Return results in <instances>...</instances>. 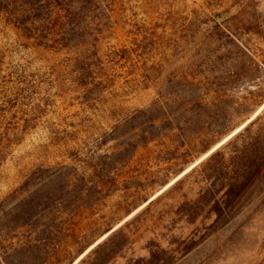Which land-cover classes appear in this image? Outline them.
<instances>
[{
    "label": "rangeland",
    "instance_id": "obj_1",
    "mask_svg": "<svg viewBox=\"0 0 264 264\" xmlns=\"http://www.w3.org/2000/svg\"><path fill=\"white\" fill-rule=\"evenodd\" d=\"M94 1L63 47L47 41L54 0H0V259L74 264L104 237L76 264H264V179L218 218L185 214L205 189L193 169L264 126L244 133L264 115V0ZM184 77L202 84L185 109L193 160L150 145L127 163L133 118L187 93Z\"/></svg>",
    "mask_w": 264,
    "mask_h": 264
},
{
    "label": "trees",
    "instance_id": "obj_2",
    "mask_svg": "<svg viewBox=\"0 0 264 264\" xmlns=\"http://www.w3.org/2000/svg\"><path fill=\"white\" fill-rule=\"evenodd\" d=\"M95 3H98V1L54 0V3L49 5V16L45 18L53 26L51 38L47 39V41L55 39V43L66 47L70 38L74 37L79 18ZM49 47L51 48L52 46ZM250 61L252 66L259 67L253 59L250 58ZM190 79L187 77L177 79V81L180 80L188 88L187 93L184 91L177 94H167L168 98L166 100H157L149 109H146L147 111H143L144 113H141V116L133 118L139 120L140 117H145V119L148 118L149 120L145 122L143 118L144 120H142L139 126L121 137L125 141L118 146L121 148L119 155L126 156V160L128 159L127 163L133 160L139 150H147L150 145L164 149V152L171 154L173 158L170 159L176 161V163L182 161L183 164H187L193 160L195 152H193L192 142L188 141L186 135L192 126L189 122L185 121L187 115L185 113H188L185 109L187 108L186 102H194V99L198 95L196 91L202 84L196 78ZM259 86H261L259 89L264 92V80H261ZM214 93L220 95L219 92ZM254 101L255 105L264 107V93L254 97ZM160 102L162 104L164 102L166 106L168 104L172 106H168L164 110V104L160 105ZM184 105L186 106L184 107ZM168 108L169 110H167ZM158 110L162 114L153 116L152 113ZM263 119V114L257 116L255 121L245 129L244 133L248 132L257 122ZM155 133H157V136H155ZM239 136L234 139L237 140ZM210 146L211 144H204V147L197 151V153L209 152ZM131 149L134 150L133 156L129 154ZM223 150L221 148L211 153L205 161L201 162L191 172V174L197 173L199 175V180L197 179L195 183H201L205 189L198 192L197 198L193 201H188L185 198V206L188 208L185 214L189 218V224H194L204 214L206 216L215 215L217 218L220 217L224 209L226 210L236 205L253 187L257 186L264 179V126L259 129L253 143L251 142L246 145L241 151L236 152L237 154H231L226 158ZM162 152L159 154H162ZM179 152H182V154H179ZM188 177L190 175L183 181H177L173 190L180 189ZM150 204H154V201L150 202ZM59 210L63 211L62 206ZM120 234H122V229L115 232L106 242L100 244L95 250V254L102 248H105L110 240ZM121 249H123V246L108 253V258L120 252ZM0 264H6V260L4 258L0 259Z\"/></svg>",
    "mask_w": 264,
    "mask_h": 264
},
{
    "label": "bare ground",
    "instance_id": "obj_3",
    "mask_svg": "<svg viewBox=\"0 0 264 264\" xmlns=\"http://www.w3.org/2000/svg\"><path fill=\"white\" fill-rule=\"evenodd\" d=\"M253 119V117L250 119V120H248L246 123H244L243 125H241L238 129H236L233 133H231L228 137H226L221 143H219L218 145H217V147L220 145V144H222L223 142H225L226 140H228L229 138H231L234 134H236L239 130H241L246 124H248L251 120ZM216 147H214V148H212V150L211 151H209L208 153H206L205 155H203V157H201V158H204V157H206L207 155H209L214 149H215ZM199 161H197L195 164H197ZM194 165H192L190 168H188L185 172H188L192 167H193ZM184 172V173H185ZM184 173H182V175L184 174ZM182 175H180L179 177H177L175 180H177L178 178H180ZM175 180H173V181H171L168 185H166L164 188H163V190H161L159 193H157L156 194V196L158 195V194H160L162 191H164L166 188H168L173 182H175ZM144 206V205H143ZM142 206V207H143ZM141 207V208H142ZM140 208V209H141ZM105 236H107V235H105ZM104 238V237H103ZM102 238V239H103ZM102 239H100L99 241H101ZM98 241V242H99ZM97 242V243H98ZM97 243H95L93 246H91L88 250H87V252L91 249V248H93ZM86 252V253H87ZM86 253H84L83 255H81V257H79V259H77V261L74 263V264H76L77 262H78V260H80Z\"/></svg>",
    "mask_w": 264,
    "mask_h": 264
},
{
    "label": "water",
    "instance_id": "obj_4",
    "mask_svg": "<svg viewBox=\"0 0 264 264\" xmlns=\"http://www.w3.org/2000/svg\"><path fill=\"white\" fill-rule=\"evenodd\" d=\"M111 232H112V231H111ZM111 232H110V233H111ZM81 259H82V258H81ZM79 261H80V260H79ZM77 263H78V262H77Z\"/></svg>",
    "mask_w": 264,
    "mask_h": 264
}]
</instances>
